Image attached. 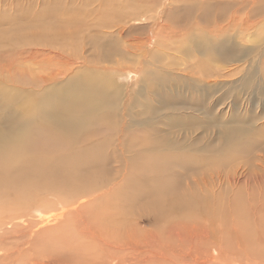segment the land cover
I'll return each mask as SVG.
<instances>
[{"label": "rangeland", "instance_id": "obj_1", "mask_svg": "<svg viewBox=\"0 0 264 264\" xmlns=\"http://www.w3.org/2000/svg\"><path fill=\"white\" fill-rule=\"evenodd\" d=\"M48 4H56L61 9L60 31L52 28L55 18L37 17ZM249 22H252L251 30ZM45 27L50 32L62 33L57 38L61 44L49 50L63 53L66 58L76 56V68L59 62L60 58L30 66L23 61L25 43L12 45L5 40L19 33L40 37ZM228 37L233 39V45H226L228 51L220 56L217 43ZM204 41L213 42V49L198 52L204 50L199 47ZM231 48L240 60L230 67L224 66L221 62L224 63V55H232ZM242 48L251 51L245 54L246 58L240 53ZM107 53L113 57L106 56ZM99 55L108 59L98 64L95 57L98 59ZM182 59L188 65L185 71L192 74V71L204 70L208 76L220 75L218 80L224 82L223 86L214 94L207 79L203 84L209 95L200 98V102L189 100L191 97L197 100L191 92L197 93L198 87L176 78L177 75L172 78L182 66ZM88 66L121 89V109L136 112L146 108L149 102L159 122L167 121L164 117L173 112L176 119L186 120L172 130L176 136L193 132L188 136L194 137L203 132L206 142L218 144L223 132L236 133L240 141H249L244 148L246 156L239 155L249 163L232 182L235 190L231 184L219 189V183L209 179L206 194L213 206L210 204L208 211L182 217L160 214L159 220L153 223L146 216L152 211L146 206L145 198L134 199L138 196L137 189L125 182L129 167L118 163L122 157L106 166L77 163L67 169L47 168L45 173L41 163L29 162L24 165L26 174L21 178L7 179L10 184L18 183L16 186L9 187L0 181V264H264V243L257 242L258 227L263 229L257 224L264 221L257 219L264 216V166H258L264 164V99L256 96L259 84L264 90V0H0V86L9 92L24 94L21 100L16 97L18 102H8V106L15 103V107L23 108L26 101L29 103L32 97L46 90L40 81L41 75L51 78L60 72L54 81L63 83L73 73H86ZM229 68H236L232 76ZM197 74L191 77L193 81L201 77ZM168 98L175 100L168 102ZM126 111L124 116L120 113V117L116 116L113 130L81 140L89 143L91 138L97 142L115 139L121 147L133 139L143 138L145 129L129 133L122 129L121 123L131 118V112L129 117ZM2 125L5 128V123ZM42 141H38L36 148L28 147L27 155L44 161L47 156L61 153L60 145L56 150L53 143L44 145ZM241 160L237 161L239 166ZM36 171H43V177ZM224 173L231 174L230 170ZM186 176H181L176 186L178 192L185 183L194 181V176L189 179ZM189 228L209 234L202 236L203 242L199 238L191 241L193 233ZM242 228L247 234L241 232ZM149 236L154 241L145 244L146 247L144 241ZM181 237L190 239L187 242ZM145 248L151 253L139 254Z\"/></svg>", "mask_w": 264, "mask_h": 264}, {"label": "bare ground", "instance_id": "obj_2", "mask_svg": "<svg viewBox=\"0 0 264 264\" xmlns=\"http://www.w3.org/2000/svg\"><path fill=\"white\" fill-rule=\"evenodd\" d=\"M60 11H61L60 7H58L56 4L54 5L48 4L47 6L44 7L43 10H41L38 13L37 17L42 19L48 18L49 16L55 18L56 22L52 26V28L56 29L57 31H60L62 27V20H60L59 18ZM251 25L252 22H249L248 23L249 30L253 28V27L251 28ZM48 29L49 28H46V31H43L40 37H29L27 36V34L23 35L19 33L16 34L15 36L13 35L11 37L6 38L5 40L6 42L8 41V43L12 45H20V44L23 45L25 43L22 49L26 53L23 56L25 58L23 59V61L25 63H28L30 66L31 65L33 66V64L40 66L43 65L44 62H50L52 60L60 58L59 62H62L70 66L71 68L74 67L76 68L77 67L76 63L78 61V58L76 56L66 58L63 53L61 54L49 50L50 48L56 47L57 44H61L58 42L57 38L61 36L62 33L50 32L48 31ZM120 33L122 35L125 33V31L123 30ZM230 37L232 38V34H230ZM230 43L233 45V39L231 40L229 39V37L217 43L219 49L217 47L215 48H217V51L219 50L221 52V54H219L220 56L224 53L225 50L228 51V47H230L231 45ZM234 44H236V42H234ZM26 45H28L29 47L27 48ZM214 45L215 44H213V42L212 43L205 41L200 42L199 47H201V49L204 50H198V52L203 53V51L204 52L208 50L211 51ZM226 45H228V47ZM232 49L233 48H231V50ZM254 49L255 48L252 47L251 51H253ZM47 51H49L50 53H47ZM235 51H237V49ZM240 51L239 52L241 53V55L243 54L244 57L245 54H250L251 52L250 50H246L245 48H242V50ZM231 53H232L231 56L224 55L223 58L224 63L221 62L224 66L229 65L230 67V65L240 60L238 53H234L233 50L231 51ZM107 55L113 57L112 54L107 53L106 56ZM42 56H44L42 59H37L38 57L41 58ZM106 56L99 55L97 57L98 59H96L95 57V60H97L98 64L104 63L105 59H108ZM186 61L189 62L188 60ZM217 62L219 63V61ZM179 63L181 64V62ZM187 66L188 65H186L185 60L182 59V66H179V70L178 69L175 70L178 73H174V76L172 78L174 79L175 76L177 75L176 78L178 77L183 78L185 83H192L198 87L197 93L194 91L191 92L198 97L197 100H194L193 97H191L189 100L200 102L201 101L200 98L202 97L204 98V96L209 95L208 88L204 87L203 84L204 81L207 82L209 80L207 83L214 88V89L212 88L213 90L211 91V92L214 91L213 92L214 94H216L220 90L221 87L219 86L224 83L218 80L219 79L218 77L220 75L213 76L209 74L208 76L204 72V70H199V71L197 70L198 72L196 71L194 73L192 71L191 74V71L189 70L188 72L187 70L185 71V69H187L186 68ZM104 67L102 66V68ZM217 69L218 70L221 69V68L219 69V65H217ZM234 70H236V68L228 69L230 74L233 73ZM101 71H103V69ZM59 73L60 72H56L55 74H53L51 78H48L47 75L46 76L41 75V77L39 78L41 83H44L45 86L44 89L46 90H43V92H41L38 97L35 98L32 97L29 103L26 101V103L24 104L25 107L23 108H17L14 106L16 102H18L23 98L24 94L22 92L16 93L18 92L16 91L12 93V91L9 92L4 87L0 86V181L3 182L6 186L11 187L14 185L16 186V184H18L13 182H11L10 184V180L7 179H11L13 177L21 178V175L26 174L24 165L28 164L29 162L41 163L42 164L41 166H44V173H45L47 171V168L49 169L53 167V170L55 169L60 170L62 167L64 168L66 167L65 169H67L69 165H73L77 163L83 165H90V166H94V164L96 165L101 163V165L106 166L107 165L106 163H109L114 159L122 157L118 163L120 164L124 163V165H127L129 167L128 168L129 172L126 173L125 175V182L129 185V187L137 189L138 196H136L134 199L145 198L146 206L150 207L152 211L149 213L150 216L147 214L146 216H148V218H150V221H152L153 223L159 220L157 217H160V214H164V215L175 214L176 216L182 217L183 215L186 214L190 215L191 213H198L200 212V210L208 211L209 205L211 204L209 195L206 194L208 183H210L209 179L211 181H216L217 183H219L220 185L219 189H221L223 185L231 184L232 190H235L233 188L232 182L234 180L236 181V177L238 175L239 170L244 168L249 163L246 162L245 160H244L245 162L242 161L239 157L240 153L243 156H246V151L244 150V148L248 146L249 144L248 140L242 139L240 141L237 137V134L236 133L234 134L231 131H230L231 133H229L228 135H226L225 132H223V134L221 135L222 139H220L221 143L218 144L206 142L205 140L206 137L203 132H200L194 137L188 136L193 132H188V134L184 133L180 136H176L174 135L172 130L175 129V126L178 123L186 122V120L176 119L175 115H173L174 113L171 112L168 113L166 117H164L167 118V121L159 122L160 119L158 118L157 115L156 117L153 115L154 110L152 112V109L149 106L150 105L149 102H147L148 104L146 103V108H144L143 106L144 109H140L136 112L135 111L132 112L131 109L130 111L121 109L119 106L121 89L119 87H114L111 84L110 80H108L109 78L107 79L105 76L101 75L100 71L91 70V68L89 67L86 70V73L85 72L83 74L73 73L72 75H69L68 79H66L63 83L62 82L56 83L54 80L56 77H58ZM196 73H198L197 75L201 77H196L195 80L193 81L192 80L193 78L191 77H195L194 75ZM200 83L202 84L200 85ZM259 86L260 84L257 86L256 96L257 97L262 96L264 99V90ZM216 87L218 89H216ZM226 94H228V92ZM16 97H20V99L18 100ZM27 100L29 99L27 98ZM174 100L175 98L167 99L168 102H173ZM8 102L10 103L15 102V103L12 105L9 104L8 106ZM124 111L128 112L129 117H130L129 112H131V118L128 119L127 123L126 122L121 123L122 129L126 130V132L128 133L134 130L145 129L146 134L142 136L143 138L133 139L135 141L130 143L129 142L124 143V145L123 146L121 145V147L119 146L118 142L115 141L114 138H113L114 140L107 139L101 142H97L94 140L92 141L91 138L89 143L83 142L81 140V138L83 139L88 136L90 137V135H94L99 132H103L106 130H113V127H115V124H117L116 116H119V113L122 116H124L125 113ZM177 117L186 118L182 116H177ZM2 123H5V128H3L4 126L2 125ZM204 131L206 132L207 130ZM149 135L152 137H149ZM121 136H118V138ZM39 140L40 141L43 140L42 142L44 145H46L45 142H47V144L50 142L53 143V146L55 145L54 148L56 150L60 145L59 151L61 153L55 156L52 155V157L47 156V158H45L46 160L44 161L39 159V157L37 156H28L27 155L28 147L36 148V144H38ZM134 144H135L134 146L135 148H132ZM240 144L244 146H240ZM114 145L115 147H113ZM107 148H110V151H107ZM118 153H120L121 156ZM239 160H241L240 162L243 163V164L240 163V166H239V162H237ZM234 164L235 166H237L236 168L231 167L232 169H223L226 168L225 167L226 165L232 166ZM258 166H264V164L259 163ZM225 170H230L231 174L226 175L224 173ZM36 172L38 173V175H40V178L43 177L41 175L43 171L40 173L38 171ZM183 174L187 175L186 179H189L190 176H194L193 178L194 181L192 182L188 181V183H185L180 193L177 191L176 186ZM195 176H201V177L198 178ZM200 180H203L204 182L201 183ZM258 182L259 183L261 182L260 179L258 180ZM233 201L234 198L232 200L231 205L233 204ZM211 206L213 205L211 204ZM258 209H260V207H258ZM260 213L261 212H259V215ZM56 215L58 216L59 214ZM233 216L234 215H232V217ZM258 217L259 218L257 219L260 220L264 219V216L262 215ZM48 222L50 221L48 220ZM257 225H260L263 228L262 230H260L261 228L258 227L259 231L258 230L257 231L259 235L257 238V242L261 240L264 243L263 241L264 221H262ZM244 228H242L243 231L241 232L246 231ZM193 230L191 231L193 233L192 234L193 239L189 238L191 241L192 240L196 241V238H199V240L203 242V240H201L202 236L204 234L207 235L209 234L208 232L205 233L202 232V229L201 231L195 230V232H193ZM183 231L185 233V230ZM178 233L180 234V232ZM244 233L247 234L246 232ZM186 236H188L187 233ZM205 237L207 236L204 235V238ZM181 238H183L184 241L186 239L187 242L189 240L188 238L185 239L184 237ZM153 239L154 238H150V236L149 238L147 237L146 241H144V245L145 244L149 245L148 243L154 241ZM202 242H200L199 245ZM139 243L140 241L138 240V244ZM147 245L145 246L147 247ZM222 245L221 247H223ZM259 249H260V244H259ZM189 250H193V249L190 248ZM195 250H198V248L196 249L195 247ZM143 252L151 253L150 249L148 248L141 249L139 254ZM219 252L222 253V251L220 250ZM183 256L184 258L187 257L186 253ZM216 261L218 262L219 259H217Z\"/></svg>", "mask_w": 264, "mask_h": 264}]
</instances>
